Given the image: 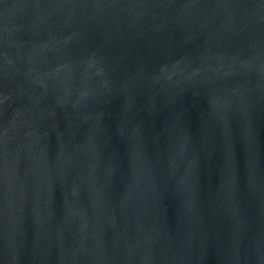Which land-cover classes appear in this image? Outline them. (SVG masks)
I'll use <instances>...</instances> for the list:
<instances>
[{"label":"water","instance_id":"obj_1","mask_svg":"<svg viewBox=\"0 0 264 264\" xmlns=\"http://www.w3.org/2000/svg\"><path fill=\"white\" fill-rule=\"evenodd\" d=\"M0 264H264V0H0Z\"/></svg>","mask_w":264,"mask_h":264}]
</instances>
